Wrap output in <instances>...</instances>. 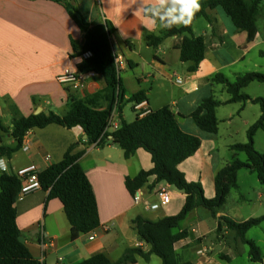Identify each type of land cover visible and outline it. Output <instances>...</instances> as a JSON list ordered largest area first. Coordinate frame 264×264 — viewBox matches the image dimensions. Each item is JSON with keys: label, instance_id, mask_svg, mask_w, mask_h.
Masks as SVG:
<instances>
[{"label": "crops", "instance_id": "0c3cea01", "mask_svg": "<svg viewBox=\"0 0 264 264\" xmlns=\"http://www.w3.org/2000/svg\"><path fill=\"white\" fill-rule=\"evenodd\" d=\"M74 3L89 23L109 21L116 30L110 40L114 53L122 59L120 73L127 67L138 71L145 68L133 89H128L120 76L126 90L125 103L135 93L144 92L153 111L170 107L181 128L199 138L202 132L191 114L205 99L216 98V92L221 96L217 100L226 102L229 99V96L222 97L226 94L225 87L215 79L217 75L234 81L238 75L247 72L264 74V69L255 71L257 67L264 68V24L254 42L248 44L245 32H235L219 11L208 10L209 20L199 18L193 26L195 36L206 38L208 49L198 70L189 72L190 63H183L179 58L181 38H167L157 48L149 46L148 35L161 36L165 32V28L159 27V22L153 24L137 11L151 0H74ZM200 19L204 24L199 22ZM83 44V33L62 4L49 0H0V117L2 119L4 114L8 118L6 123L2 119L6 126L12 127V105L25 117L35 115L37 111L64 116L68 111L67 90L84 98L104 89L105 82L97 74L88 77L80 91L58 82V77L66 70L78 71V64L82 62L78 54ZM175 75L183 79L181 85L176 83ZM249 104L244 107L240 103L222 105L217 110V117L220 108L234 106L235 110L229 113V125H233L236 118L242 121ZM124 106L122 117L128 122ZM131 109L133 111V103ZM244 122L245 125L251 124ZM203 144L193 157L179 165V170L187 181L199 180L205 196L212 199L216 194L215 172L210 174L213 186L206 190V177L200 176V169L205 171L210 166L216 149L212 143L206 147ZM2 145H13L9 135L4 136ZM25 146L28 151L22 149L10 160L4 159L9 171L16 173L32 164L40 172L44 171L59 163L71 146L75 147L74 154L84 152L79 164L92 185L100 217V226L96 230L73 240L64 207L58 199L49 198L48 190L42 188L18 198L16 209L20 239L33 258L42 264H80L100 253L116 261L126 249L136 247L147 252L150 246L141 242L132 228V220L142 216L158 221L177 215L183 208L185 195L182 192L175 194L168 205H161L156 195L159 185L153 190H140L142 200L135 204L126 180L152 169L151 156L144 150H138L130 159H125L117 145L88 146L87 136L81 127L67 129L56 125L30 131ZM47 156H50L49 161H46ZM153 181L154 178H150L149 185ZM223 208L215 217L210 211L199 212L201 208L192 211L179 230L187 231L188 237L175 245L176 251L194 264H207L209 261L210 264H262L251 260L245 244L239 239L237 241L235 233L221 221L222 217H227L242 223L249 217H244L239 209L228 215ZM251 241L260 248L264 262V237ZM202 248L209 250L207 257L198 255ZM153 259L154 256L146 262L139 258L136 264H152Z\"/></svg>", "mask_w": 264, "mask_h": 264}, {"label": "trees", "instance_id": "16d2710c", "mask_svg": "<svg viewBox=\"0 0 264 264\" xmlns=\"http://www.w3.org/2000/svg\"><path fill=\"white\" fill-rule=\"evenodd\" d=\"M62 4L72 20L84 35L81 56L90 52L92 56L78 64L82 73L94 72L105 82L103 90L94 95L80 98L67 90L68 111L60 116L54 112L38 115L23 116L12 105V127L6 126L0 117V143L4 136L9 135L13 145L0 146V159L10 160L22 150L26 134L35 129H44L51 125L67 129L81 127L87 136L88 146L103 147L108 144L117 145L124 153L125 159H130L138 150L146 151L152 160V169L141 171L133 178H127L126 186L132 196L147 188L153 190L157 185L168 184L185 195L181 211L174 216H167L158 221H152L142 216L132 220L131 225L141 242L150 246L149 251L142 247L128 248L122 256L112 261L105 253L97 254L80 264H136L138 259L150 261L152 256L158 257L162 264H194L191 259L179 254L175 245L188 237L187 231H179L181 223L197 208H203L216 216L227 203L233 189H238V173L246 169L255 173L259 183L264 187V154L256 150L254 137L257 131L264 132V99H252L243 93V89L254 82L264 83V74L247 72L238 75L230 81L223 75H217L229 96L226 102L209 97L202 101L191 114L195 125L208 134L216 135L219 131L217 110L225 104L246 103L259 104L261 115L247 131V143L231 147L235 153H243L246 162L237 158L221 169L215 177L216 194L212 199L205 196L200 182L187 181L179 165L193 157L200 149L202 141L199 137L185 132L176 114L168 106L152 112L145 117L136 116L133 122H126L122 117L125 104L126 90L120 78V70L116 63L110 37L116 31L109 21L98 24L89 23L74 0H49ZM201 11L189 27H173L165 29L161 36L148 35L150 47H159L167 38H181L178 50L180 61L190 63L189 72L198 70L208 49V42L203 36H195L194 23L199 18L209 20L208 10L219 11L232 25L235 32H245L247 43L254 42L259 33L258 22L264 23V0H202ZM156 22H159L158 20ZM146 100L144 92H137L126 103H139ZM35 103V99H34ZM117 111L121 121L115 131L108 129V123L114 111ZM75 147L71 146L63 159L39 173V180L44 190L49 191V198L58 199L66 212L71 225L72 239L90 234L100 226V217L96 197L92 185L79 160L84 152L74 154ZM154 181L149 185L150 178ZM22 182L12 171L0 175V264H42L33 258L27 247L21 241V232L17 225L18 211L16 203L21 191ZM221 221L233 231L241 243L249 247L248 255L252 261L262 263L260 248L255 242L248 240L246 234L253 228L264 223V216L251 218L242 223H236L227 217Z\"/></svg>", "mask_w": 264, "mask_h": 264}, {"label": "rangeland", "instance_id": "374dc122", "mask_svg": "<svg viewBox=\"0 0 264 264\" xmlns=\"http://www.w3.org/2000/svg\"><path fill=\"white\" fill-rule=\"evenodd\" d=\"M262 21L263 20H260L258 22V26L261 30H263L264 24ZM199 22H201V24H204L203 19H200ZM262 67H257L255 71H263L264 68ZM144 69L145 68H141V70ZM141 70L138 71L136 70V68H134V70H131L129 67H127L125 71H122L120 73V76L122 79H124L128 89H133L134 87H136L138 83L137 77H140L142 72ZM243 93L249 95L250 97L264 99V83L254 82L243 89ZM227 96L228 95L226 93L222 97ZM216 98H221L218 92H216ZM235 108L236 107L234 106L220 108V113L218 116V134L212 135L201 131L202 135L200 139L204 143L203 146L206 147L209 143H212L216 149V152L213 153L215 158L211 160L209 164L210 166L206 168L205 171H203L202 168L200 169V176L206 177V190H209L210 187L213 186L210 174L214 175L213 173L215 172L216 177V174L221 169H223L227 165H230L236 158L242 162H246L247 160L245 154L243 153H240L237 157H235V153L231 150V147L236 144L247 143V131L255 123L254 121H257L256 119L258 115L261 114V109L259 104L250 103L246 111L243 113L242 121L236 118L233 125H229V113L231 111L233 112ZM124 114L128 122H132L134 120L135 115L131 109V103H125ZM2 119L5 123L8 120V118L4 114H2ZM244 121H248L249 123H251L249 124L250 126L245 125ZM254 145L257 151L264 154V132L262 130L257 131V133L255 134ZM195 174H197V172H195ZM196 182L200 181L197 180ZM238 182L239 188L233 189L230 192L227 203L224 206L223 210L228 215H231L230 213H232L233 210L239 209L240 213L244 217H249V219L261 217V215H264V187L259 183L257 175L255 173H250L246 169H243L238 173ZM170 191L172 194V198H174L175 194L180 192L172 186L170 188ZM198 210L199 212H209L208 210L202 208ZM210 218V220L214 222L213 217ZM262 226L255 227L250 230V232L247 233L246 238L248 240H256L259 237H264V223ZM237 241H239L238 238ZM229 242H232L231 239H229ZM244 248L246 251H249V247L247 245H245ZM153 260L154 261L152 264H162L161 260L156 256H154ZM218 260L221 261L220 259Z\"/></svg>", "mask_w": 264, "mask_h": 264}, {"label": "built area", "instance_id": "2783aa9c", "mask_svg": "<svg viewBox=\"0 0 264 264\" xmlns=\"http://www.w3.org/2000/svg\"><path fill=\"white\" fill-rule=\"evenodd\" d=\"M92 56L90 52L84 53L80 56L82 61L89 59ZM116 63L119 68V70L122 68V59L121 57L116 58ZM96 74L94 72H89V73H82L79 71H70L66 70L64 74L58 77V82L62 85H68L70 86L73 90L75 91H80L84 88L86 79L88 77H93ZM176 83L181 85L183 83V79L179 76H176ZM178 78L179 81H178ZM133 111L135 112L136 116L142 118L145 117L146 115L150 114L152 112V109L149 107L148 103L146 100L141 101L139 103H134L133 104ZM121 125V121L118 117V113L115 110L113 114L111 115L108 123V129L110 131H115L117 130ZM29 132L26 134L23 142V148L25 151H28V147L25 146V139ZM3 161L5 165L4 159H0ZM50 160V156L46 157V161ZM6 169V170H5ZM0 172L5 173L9 172L8 167L5 165L4 168H0ZM39 169L37 168L36 165L32 164L29 165L25 168H22L18 170L15 174L20 178L22 185H21V191L19 194L18 198H23L25 196H28L36 191H39L42 189L40 180H39ZM171 186L168 184H160L156 190V195L159 199V202L161 205L166 206L171 202L172 199V194L170 191ZM135 204H139L142 200V196L140 191H138L135 196H133ZM149 206L146 207L148 209ZM91 240L94 239L93 235L90 237ZM209 254V250L207 248H202L199 252V256H204L207 257ZM211 262L209 261L207 264H210Z\"/></svg>", "mask_w": 264, "mask_h": 264}, {"label": "clouds", "instance_id": "9594fccd", "mask_svg": "<svg viewBox=\"0 0 264 264\" xmlns=\"http://www.w3.org/2000/svg\"><path fill=\"white\" fill-rule=\"evenodd\" d=\"M201 8V0H151V3L142 4L137 11L150 19L153 24L158 20L159 27L171 29L191 26L196 13L201 11ZM4 167L3 161L0 160V168Z\"/></svg>", "mask_w": 264, "mask_h": 264}, {"label": "water", "instance_id": "95a60500", "mask_svg": "<svg viewBox=\"0 0 264 264\" xmlns=\"http://www.w3.org/2000/svg\"><path fill=\"white\" fill-rule=\"evenodd\" d=\"M39 112H40V111H37V112L35 113V115H38V114H39Z\"/></svg>", "mask_w": 264, "mask_h": 264}]
</instances>
